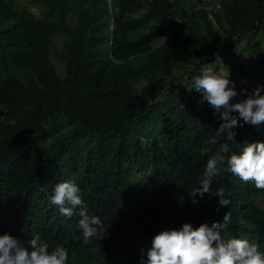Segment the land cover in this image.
I'll list each match as a JSON object with an SVG mask.
<instances>
[{"label":"trees","instance_id":"1","mask_svg":"<svg viewBox=\"0 0 264 264\" xmlns=\"http://www.w3.org/2000/svg\"><path fill=\"white\" fill-rule=\"evenodd\" d=\"M29 1L0 0V235L25 245L39 235L49 251L65 248L68 264H140L160 231L223 223L230 212L222 235L264 252V189L254 182L222 171L191 202L208 159L224 143L230 156L264 142V123L241 120L234 140L207 143L222 121L187 88L215 47L233 54L243 36L231 102L253 94L246 81L264 85V0H219L214 10L213 0ZM73 178L103 224L87 244L79 207L68 217L50 203ZM219 188L231 203L216 211Z\"/></svg>","mask_w":264,"mask_h":264},{"label":"clouds","instance_id":"2","mask_svg":"<svg viewBox=\"0 0 264 264\" xmlns=\"http://www.w3.org/2000/svg\"><path fill=\"white\" fill-rule=\"evenodd\" d=\"M229 76L230 70L223 59L216 55L213 62L201 67L200 74L187 87L189 91L194 89L201 93V103L207 101L222 121L215 135L207 142L210 144H216L225 137L229 141L234 140L233 129L238 125L243 126L241 120L256 126L264 123V95H261L264 88L257 87L248 99L233 104L231 101L237 92ZM206 150L207 144L201 151ZM228 152L229 146L224 143L208 159L200 186L193 190V204L198 203L197 195L202 199L205 194H211L213 179L222 171L231 172L244 182H254L257 189H264V142L246 143L240 154L225 156ZM216 196L219 198L216 211L230 205L231 201L225 198L223 188L217 189ZM50 203L58 206L60 212L68 217L79 207L77 228L85 244L97 236L103 227L99 216L89 214L74 178L55 186ZM230 216V212L226 213L223 223L214 222L211 226L203 223L194 227L186 222L181 227L160 231L153 238L146 258L142 253L140 264H264V252L255 242L222 235ZM0 264H68V252L63 247L49 251V245L39 235L25 245L19 238L4 233L0 235Z\"/></svg>","mask_w":264,"mask_h":264},{"label":"rangeland","instance_id":"3","mask_svg":"<svg viewBox=\"0 0 264 264\" xmlns=\"http://www.w3.org/2000/svg\"><path fill=\"white\" fill-rule=\"evenodd\" d=\"M19 1L22 2L24 6H27L29 8H34L36 6L35 3L30 2L29 0H19ZM181 1H182L183 6L188 2V0H184V1L181 0ZM205 1H209V0H205ZM213 2H214L213 6L207 7L208 10L221 9L219 0H213ZM188 10H190V8H188ZM35 12L41 13L37 9H35ZM184 12L186 13L187 10H185ZM63 41H64V37L62 35H58L55 37V45L59 50L62 48ZM248 41H249V38L247 36H243L242 38H239V40L236 41L235 50H234L233 54H231L230 52L225 53L222 50V48L215 47L217 52H218V55L223 59L225 66L230 70V74H231V61L237 59L239 55L242 56V52H244L243 50L245 49ZM244 58L247 61L249 59L247 54L244 55ZM212 59L214 61L216 59V56H215V58H212ZM57 65L59 67V70H63V66L61 65L60 62L57 61ZM185 70H186V68H183V70L181 72H183ZM188 70H193V69L191 67H189ZM194 77L195 76H193L192 79L187 82V85L191 86ZM229 79H230V76H229ZM245 83L248 85H251L254 89H256L257 87L264 88V85L255 79H253L251 81H246ZM261 93L264 95V90H262ZM263 200H264V197H263Z\"/></svg>","mask_w":264,"mask_h":264},{"label":"built area","instance_id":"4","mask_svg":"<svg viewBox=\"0 0 264 264\" xmlns=\"http://www.w3.org/2000/svg\"><path fill=\"white\" fill-rule=\"evenodd\" d=\"M220 3V7H221V2H219Z\"/></svg>","mask_w":264,"mask_h":264}]
</instances>
